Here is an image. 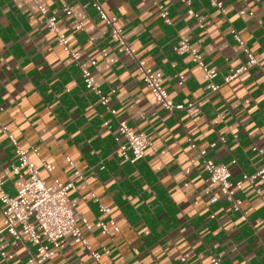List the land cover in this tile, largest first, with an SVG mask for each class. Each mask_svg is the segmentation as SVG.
I'll use <instances>...</instances> for the list:
<instances>
[{"label":"crops","instance_id":"crops-1","mask_svg":"<svg viewBox=\"0 0 264 264\" xmlns=\"http://www.w3.org/2000/svg\"><path fill=\"white\" fill-rule=\"evenodd\" d=\"M38 1L57 16L81 58L73 61L56 44L34 2L0 0L1 121L15 132L48 184L74 180L77 170L83 173L69 192L79 221L114 220L119 227L115 231L109 224V233L100 228L85 232L92 250L101 254L99 261L68 235L62 248L41 264H212L214 257L221 264H264V190L258 195L246 182L238 191L249 212L243 220L222 197L198 152L207 149V158L229 165L233 180L264 166V0H222L224 11L209 0H190L191 6L184 0H100L137 56L162 78L171 99L198 102L191 111L174 113L159 107L136 61L89 0ZM64 4L71 15L62 10ZM161 7L168 20L160 15ZM190 7L198 18L189 14ZM232 30L260 64L224 84L223 77L247 60ZM183 38L218 71V91H211L189 54L175 51ZM83 69L91 70L96 86L110 94L117 114L85 87ZM121 119L152 141L136 163L125 161L118 150L115 132ZM42 158L53 165L51 172ZM15 162V148L0 130V180L10 196L24 183L13 172ZM213 196L219 200L211 202ZM40 259L27 238L0 234V264H39Z\"/></svg>","mask_w":264,"mask_h":264},{"label":"built area","instance_id":"built-area-1","mask_svg":"<svg viewBox=\"0 0 264 264\" xmlns=\"http://www.w3.org/2000/svg\"><path fill=\"white\" fill-rule=\"evenodd\" d=\"M34 2L39 11L45 17V26L48 31L55 34L56 44L60 46L65 53L70 55L73 61L78 62L81 54L73 49L67 35L61 31L57 21V16L50 14L47 7L40 4L38 0H31ZM92 7L97 11L99 17L104 20L111 27V35L122 46L124 52L136 61L137 70L143 76L147 87L151 90L160 108L168 113L176 111H191L197 107L198 102L192 101L188 103H175L171 99L169 92L165 89L163 80L155 75L152 67H150L145 60L137 56V49L125 37L124 29L116 24V18L110 16L100 0H89ZM191 6L190 0H184ZM211 5L221 11H224V3L222 0H209ZM62 10L71 15L72 10L68 4L62 6ZM190 15L199 17L197 13L190 7L188 10ZM160 15L168 20V11L162 9ZM201 27H204L201 23ZM78 29L82 25L77 26ZM234 38L243 47L247 57L246 62L237 69H232L230 74L223 77L224 84L238 78L242 73L248 71L250 68L259 65L260 61L252 53L249 45L238 35L235 30H232ZM178 54H189L191 60L203 72L204 78L209 81L212 92L218 91L221 87L216 82L218 71L208 66L202 60L199 54L194 51L186 38H183L181 43L175 47ZM264 75V68L262 69ZM82 77L85 87L94 92L100 100V103L105 106L112 114H117V111L111 107L110 94L104 93L96 86L95 77L91 70L83 69ZM184 84V77L180 78L179 85ZM115 91L112 90V93ZM2 110V109H1ZM0 130L5 133L10 142L15 148L16 162L13 164V172L18 177L24 179L22 187L18 190L16 196H10L4 189L3 181L0 180V203L2 204L3 225L0 228V234L7 232L17 240L27 238L30 243L37 246L41 259L38 263L41 264L55 251L62 248L61 241L66 236L70 235L75 243H81L89 251L96 261L100 260L101 254L94 251L85 232L91 231L94 228H100L103 233H109V224L114 227L115 231H119V227L114 220H110L109 224L105 221H98L97 223H90L87 219L79 221V215L76 211L75 205L69 198L70 190L75 188L76 180L83 179L81 171H75L76 178L69 182H63L60 179H55L52 184H48L40 175L39 166L30 158V153L21 148L16 138L15 132L7 125L3 124L0 117ZM115 140L118 144V150L122 158L130 163H136L146 156L148 148L152 147V141L145 131H135L131 128L129 123L121 119L118 122V127L115 132ZM193 148L197 145L189 139ZM221 141L225 142L226 138L221 137ZM213 143L211 146H215ZM254 150H258L256 147ZM36 155L39 151L34 149ZM198 152L204 156V166L209 173L211 180L220 186L221 195L226 200L230 201L232 208L241 214L243 220L248 219L249 212L243 208V201L238 197L237 193L243 188V185L248 182L255 186V191L258 195L262 194L264 190V166L253 174L244 173L239 180L232 179V172L230 166L225 163L215 162L213 159L207 158V149H198ZM42 166L49 172L53 170V165L41 159ZM70 165L73 161L68 159ZM236 160L232 161V165L236 164ZM260 181L263 187L257 186ZM219 197L213 196L211 202H217ZM103 212H110L109 208L101 207ZM45 239V243L42 240ZM106 253L109 251L105 250ZM4 256L5 253L3 252ZM212 264H221V259L214 257L211 260ZM108 264V263H99Z\"/></svg>","mask_w":264,"mask_h":264}]
</instances>
